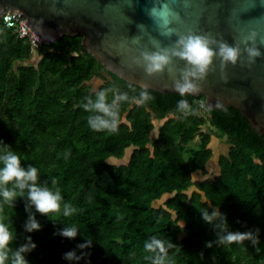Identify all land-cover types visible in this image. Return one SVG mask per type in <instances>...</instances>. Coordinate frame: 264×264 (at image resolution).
Listing matches in <instances>:
<instances>
[{"label": "trees", "instance_id": "1", "mask_svg": "<svg viewBox=\"0 0 264 264\" xmlns=\"http://www.w3.org/2000/svg\"><path fill=\"white\" fill-rule=\"evenodd\" d=\"M82 37L44 41L32 53L0 22V150L8 145L23 167L35 166L40 183L51 187L55 178L63 203L76 209L65 217L33 207L41 227L26 232L27 202L17 199L0 214L16 236L9 247L15 251L31 237L36 248L24 254L29 264H152L156 254L143 245L156 236L174 245L165 264H264V133L234 107L207 105L206 115L199 114L205 95L154 89L144 105L120 103L125 119L117 132L93 131L88 117L96 113L82 107L88 97L95 100L103 88L112 90L109 102L122 93L131 99L141 89L106 69ZM180 99L194 114L177 109ZM207 122L215 130H204ZM198 135L199 145L190 146ZM213 135L229 147L210 176ZM196 173L201 177L195 179ZM202 208H218L229 231L259 229L258 244L217 245L215 221L206 224ZM67 225L78 228L75 238L58 235ZM88 239L90 247H77ZM69 251L85 255L68 261L63 257Z\"/></svg>", "mask_w": 264, "mask_h": 264}, {"label": "clouds", "instance_id": "2", "mask_svg": "<svg viewBox=\"0 0 264 264\" xmlns=\"http://www.w3.org/2000/svg\"><path fill=\"white\" fill-rule=\"evenodd\" d=\"M146 11L155 21L161 35L169 38L175 36L176 39L167 47L153 41L151 49L147 46L143 47L138 56L132 57L131 62L137 67H142L148 76L167 71L172 78L173 89L181 97L185 94L198 93L201 90L202 82L208 73L215 69L214 61L216 60H219L221 78L225 79L224 70L229 64L236 66L239 63L242 67H251L258 58L264 56L260 49V45H264V36L261 35L258 27L264 17L255 18L257 27L249 28L246 33L241 30L239 37L230 44L222 37L217 38L211 33L193 29L179 31L175 25L181 21V16L166 0H155L154 6ZM138 27L140 31L145 30L142 24ZM139 40L140 38L136 37L132 43L139 44ZM177 61H183V66L178 65ZM140 89L139 96L131 99L127 93H122L114 95L109 102L108 92L112 90L103 88L95 92V100L88 97V103L83 104L82 107L87 112L96 113L88 117L90 128L97 132H117L119 125L125 119L120 115L121 102L141 106L153 99L146 83H142ZM200 106L204 107L203 102ZM211 107L209 105L208 110H211ZM215 107L223 110L224 105L217 99ZM177 109L184 112V116L194 114V109L187 99H180L177 102ZM51 183V187L47 182L40 183L39 170L31 164L27 168L23 167L20 156L12 151L10 146L5 145L3 150H0V214L3 213L5 206H14L17 199H25L27 202L25 210L29 212L24 225L26 232H33L41 227L35 214L30 211L33 207L36 212L45 216L62 211V214L67 217L76 211L70 203H63L61 190L56 186L55 178H52ZM201 213L202 220L206 224H213L215 221L214 227L218 236L215 243L217 245L240 244L244 241H251L254 245L258 244L259 229L246 232L229 231L227 218L218 208H214L211 212L208 208H202ZM77 233L78 228L75 225H67L58 235L75 238ZM15 238L4 216L0 215V264H29L24 254L35 249L36 244L32 242L31 237H26L27 243L13 251L9 245ZM91 244L92 240L88 239L77 247L83 250ZM173 246L170 241L159 239L156 236H152L143 245L146 252L156 254L152 259V264H165L167 252ZM208 246H212L211 242ZM83 255L85 253L78 256L75 251H69L64 254L63 258L68 261H78Z\"/></svg>", "mask_w": 264, "mask_h": 264}, {"label": "water", "instance_id": "3", "mask_svg": "<svg viewBox=\"0 0 264 264\" xmlns=\"http://www.w3.org/2000/svg\"><path fill=\"white\" fill-rule=\"evenodd\" d=\"M177 10L181 21L179 31L193 29L211 33L233 43L240 31L245 33L257 27L255 18L264 17V0H166ZM155 0H0V14L13 9L26 16L27 22L46 42L51 43L64 35H82L85 49L119 78L161 92H176L167 71L148 76L142 67L132 64L147 46L156 41L169 46L175 39L161 35L155 21L146 9ZM144 25L145 30L138 25ZM264 36V20L259 24ZM139 37V44L132 40ZM264 53V45H260ZM183 61L177 64L183 66ZM215 69L202 82V88L193 95H205L207 105L215 107L217 99L227 107L241 110L251 126L264 133V56L251 67L231 64L221 78L219 60Z\"/></svg>", "mask_w": 264, "mask_h": 264}, {"label": "built area", "instance_id": "4", "mask_svg": "<svg viewBox=\"0 0 264 264\" xmlns=\"http://www.w3.org/2000/svg\"><path fill=\"white\" fill-rule=\"evenodd\" d=\"M0 22L8 29H11L15 35L21 39H25L29 45L32 53H35L45 41L27 22V18L21 12L6 9L0 14ZM203 102L204 107H201ZM207 103L199 98L198 100V111L203 108L206 111Z\"/></svg>", "mask_w": 264, "mask_h": 264}, {"label": "rangeland", "instance_id": "5", "mask_svg": "<svg viewBox=\"0 0 264 264\" xmlns=\"http://www.w3.org/2000/svg\"><path fill=\"white\" fill-rule=\"evenodd\" d=\"M98 84H99V82L93 81V83L91 84V86H92V88H96L98 86ZM200 98L203 99L206 102V97L205 96H200ZM198 113L201 114V115H206L205 110L203 108H200L199 111H198ZM154 122H155V125H156V129L154 131V137H155L156 136V132H157V128H158L160 122H158L156 120ZM203 129L204 130H207V131L209 129L210 130H215L211 126V124L209 122H207L206 126L203 127ZM201 137H202L201 135L196 136L195 139L193 141H191L190 146L196 147L197 145H199L200 140H201ZM210 146L214 149L215 154H216L215 158L212 159L211 164L209 165V171H210L209 175L210 176H213L214 173H215V171L217 170V157L220 154L227 153L229 145L227 144V142L224 139H220L219 140L218 137H216L215 135H213ZM200 177H201V174L200 173H196L194 175V178L195 179H198ZM191 191H192V189L190 190V192Z\"/></svg>", "mask_w": 264, "mask_h": 264}, {"label": "flooded vegetation", "instance_id": "6", "mask_svg": "<svg viewBox=\"0 0 264 264\" xmlns=\"http://www.w3.org/2000/svg\"><path fill=\"white\" fill-rule=\"evenodd\" d=\"M6 9H8V8H6ZM6 9H5V10H6Z\"/></svg>", "mask_w": 264, "mask_h": 264}]
</instances>
